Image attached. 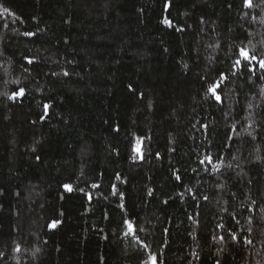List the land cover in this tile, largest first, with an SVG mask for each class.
<instances>
[{"label": "trees", "instance_id": "trees-1", "mask_svg": "<svg viewBox=\"0 0 264 264\" xmlns=\"http://www.w3.org/2000/svg\"><path fill=\"white\" fill-rule=\"evenodd\" d=\"M165 2L0 0V264H264V0Z\"/></svg>", "mask_w": 264, "mask_h": 264}, {"label": "snow or ice", "instance_id": "snow-or-ice-1", "mask_svg": "<svg viewBox=\"0 0 264 264\" xmlns=\"http://www.w3.org/2000/svg\"><path fill=\"white\" fill-rule=\"evenodd\" d=\"M172 0H166V2L162 5L163 10L165 12H167L171 7H172ZM242 6L244 8H253V0H242ZM229 7H231V5H229ZM142 11V10H141ZM201 23H203V21H200ZM162 24H164L165 26H167L168 28H174L176 31L179 32H183L185 29L183 27H180L178 25H174L173 21L171 19H169L168 17H165L162 21ZM25 36H29V37H33L36 35L35 32H24ZM27 59V58H26ZM27 62L29 64L33 63V60L28 59ZM257 66L259 67V69L264 72V59L261 58H257L256 55L254 54H250V52L245 48V47H240L238 49V52L235 56V58L232 60L227 72H219L217 74V78L207 82L205 84H202V87L205 88L206 92H208L211 97L219 104L223 103V98L220 95V91L221 89V84L222 82L226 81L229 79V76L232 77H236V76H245L247 74H252L255 75L256 71H257ZM65 76H68L69 73L67 71L64 72ZM128 89L129 91H136L131 84L128 85ZM26 95V90L24 88H20L18 91H14L13 94L9 97V99L16 101L17 99H20L21 101L23 100V98ZM141 98H143V93L139 94ZM51 105L49 104H44L43 108H44V115L40 117V121L43 122V120H45L47 118L48 115V110L50 109ZM37 121H32V123H36ZM202 128L207 129V125L206 124H202L201 125ZM116 131H119V128H116ZM139 139V138H138ZM33 151H35V149H33ZM133 151L135 153H137L138 155H140L141 159L143 158L142 156V151H141V144L137 143L134 147H133ZM157 157L159 158V154L157 153ZM37 160L40 159L39 156L36 157ZM205 162H207L209 165H213V158L209 155V156H205L204 159H202L200 161L201 164H205ZM205 171H208V169L206 168ZM116 179H121L119 174H116ZM175 179L177 181L181 180V177L179 175H176ZM126 182V181H125ZM93 187H99V185H93ZM64 188L67 192L72 193L74 191L73 186L69 183V184H65ZM112 189L113 192L116 193V186L112 185ZM149 195H152L151 192H149ZM182 195V194H181ZM120 198H123V194H120ZM205 200L208 199L207 196L204 197ZM89 200H91V196L89 194ZM165 204L168 203V201H164ZM61 223L58 220H53L52 223L50 224V229L55 230L58 227V224ZM237 223H239V221H237ZM127 227L129 229L128 232L125 233V235H129L130 233L135 236V232H136V226L131 222V221H126ZM219 228L224 229L225 226L224 225H218ZM167 231V230H165ZM230 238L233 240H238V237L235 235V233H231L230 234ZM219 239L221 241H223L224 237L221 236L219 237ZM246 243L251 244L252 241L251 240H247ZM146 247V246H145ZM17 251H19V247H17L16 249ZM150 261L151 264H157V257L155 255H151L150 256ZM216 264H220V261L217 260Z\"/></svg>", "mask_w": 264, "mask_h": 264}]
</instances>
